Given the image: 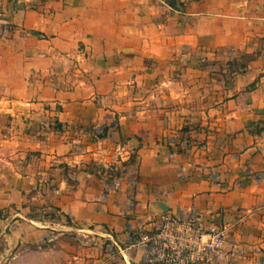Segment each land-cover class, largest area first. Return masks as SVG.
<instances>
[{"label": "crops", "instance_id": "obj_1", "mask_svg": "<svg viewBox=\"0 0 264 264\" xmlns=\"http://www.w3.org/2000/svg\"><path fill=\"white\" fill-rule=\"evenodd\" d=\"M193 213L264 264V0H0V264H146Z\"/></svg>", "mask_w": 264, "mask_h": 264}, {"label": "built area", "instance_id": "obj_2", "mask_svg": "<svg viewBox=\"0 0 264 264\" xmlns=\"http://www.w3.org/2000/svg\"><path fill=\"white\" fill-rule=\"evenodd\" d=\"M117 125L115 121L113 128ZM91 134L98 137L100 133ZM115 163L121 164L122 161ZM227 239L225 226L207 224L201 214H162L153 230L139 232L136 243L147 247L146 264H231L233 258L227 248Z\"/></svg>", "mask_w": 264, "mask_h": 264}, {"label": "rangeland", "instance_id": "obj_3", "mask_svg": "<svg viewBox=\"0 0 264 264\" xmlns=\"http://www.w3.org/2000/svg\"><path fill=\"white\" fill-rule=\"evenodd\" d=\"M45 259L41 258H36V259H31L29 260V264H49L48 262L45 261Z\"/></svg>", "mask_w": 264, "mask_h": 264}]
</instances>
